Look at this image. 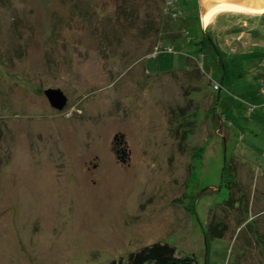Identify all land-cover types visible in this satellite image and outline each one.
<instances>
[{"label":"rangeland","instance_id":"1","mask_svg":"<svg viewBox=\"0 0 264 264\" xmlns=\"http://www.w3.org/2000/svg\"><path fill=\"white\" fill-rule=\"evenodd\" d=\"M199 6L0 0V264H102L153 242L264 264V220L221 209L224 160L264 192V9L205 24ZM211 219L230 220L210 236Z\"/></svg>","mask_w":264,"mask_h":264},{"label":"trees","instance_id":"2","mask_svg":"<svg viewBox=\"0 0 264 264\" xmlns=\"http://www.w3.org/2000/svg\"><path fill=\"white\" fill-rule=\"evenodd\" d=\"M167 7V6H166ZM201 48V47H200ZM200 51V50H199ZM199 60V64H201L202 57ZM213 89H217L214 84H212ZM212 121L214 123V126L217 127V130H224L226 132L227 127L223 124L221 117L213 111L212 115ZM226 137V135H224ZM237 162L234 161L233 159H230L228 163L224 160L223 165H222V173L221 175L223 176L224 174L228 175L231 185H232V190L230 191V194L228 195L229 198H227L223 202V206H221V209L225 213H230L233 210V213L237 215L239 208L236 207V203L238 205L240 204L243 205L245 208V211L247 213V217L245 219V224L249 225V222H254L256 220H264V210H258V201L259 197H264V192L257 190V187L253 185V187H250V194H246L245 188L246 185L242 186L241 182H238L236 178H241L239 177V171L236 169ZM241 165V164H239ZM261 177L264 179V169L260 172ZM251 183V181H250ZM262 187V186H261ZM264 188V187H263ZM237 189L241 190L242 195H238ZM258 191V192H256ZM262 192V193H260ZM241 198V199H240ZM240 199V200H239ZM227 205V206H226ZM254 211L252 213V210ZM225 209V210H224ZM226 216V215H225ZM238 216V215H237ZM228 218V217H226ZM257 218V219H256ZM230 219L224 220V219H219V220H210L207 225H208V231L210 232L211 235H219L220 233H213V227L224 229L226 227V222L229 221ZM220 221V222H219ZM233 222H236L235 220H232ZM262 225V224H261ZM258 226V227H257ZM264 226V223H263ZM255 229H259L260 224H257L256 222L254 223ZM257 229V230H258ZM258 232V231H257ZM259 234L256 233L255 236L253 237L255 239L256 235ZM264 234V233H263ZM206 237V235H205ZM258 243L254 241L255 244V250L254 253H256V256L254 258H257L258 261L260 262V259L263 258L264 255V235L260 236L258 235ZM263 238V239H262ZM258 252L260 253V257L257 255ZM264 259V258H263ZM102 264H203L200 263L199 260L196 258L195 255L193 254H179L175 251L174 246L166 243V242H153L148 245L142 246L134 251H131L127 254L125 258H118V259H111L105 263ZM206 264V263H204Z\"/></svg>","mask_w":264,"mask_h":264},{"label":"water","instance_id":"3","mask_svg":"<svg viewBox=\"0 0 264 264\" xmlns=\"http://www.w3.org/2000/svg\"><path fill=\"white\" fill-rule=\"evenodd\" d=\"M230 2H236L238 4H242L248 7L257 8L264 0H229ZM207 5L206 2L200 0V14L203 15L206 12ZM264 9V5H263ZM43 95L45 96L48 104L56 110H61L66 103V96L59 88H46L43 90Z\"/></svg>","mask_w":264,"mask_h":264},{"label":"bare ground","instance_id":"4","mask_svg":"<svg viewBox=\"0 0 264 264\" xmlns=\"http://www.w3.org/2000/svg\"><path fill=\"white\" fill-rule=\"evenodd\" d=\"M206 2L207 9L206 12L201 15L202 19L205 24H207L214 13L216 12H226V11H233V12H251V13H260L263 10L262 3L257 8H252L251 6H245L242 4H238L236 2H230L229 0H202Z\"/></svg>","mask_w":264,"mask_h":264},{"label":"crops","instance_id":"5","mask_svg":"<svg viewBox=\"0 0 264 264\" xmlns=\"http://www.w3.org/2000/svg\"><path fill=\"white\" fill-rule=\"evenodd\" d=\"M228 129H226V132H225V135H226V138L228 137Z\"/></svg>","mask_w":264,"mask_h":264}]
</instances>
